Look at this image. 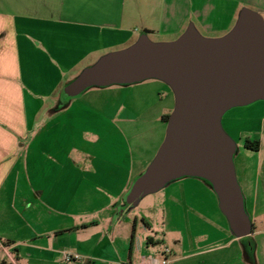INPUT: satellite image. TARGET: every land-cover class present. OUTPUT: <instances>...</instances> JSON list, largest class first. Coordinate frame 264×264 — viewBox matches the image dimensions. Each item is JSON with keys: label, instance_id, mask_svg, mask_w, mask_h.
Segmentation results:
<instances>
[{"label": "crops", "instance_id": "obj_1", "mask_svg": "<svg viewBox=\"0 0 264 264\" xmlns=\"http://www.w3.org/2000/svg\"><path fill=\"white\" fill-rule=\"evenodd\" d=\"M242 6L264 14V0H0V242H11L9 254L14 256L0 251L6 257L0 261L68 264L61 256L66 248H75L80 256L79 251L92 248L97 256L83 257L94 264L156 261L148 254L135 256L131 247L118 259L105 257L96 252L100 232L93 241L87 234L95 220L88 217L92 211L105 224H114L112 215L121 208L130 179L148 161L129 151L132 160L124 175L114 153L88 150L105 140H95L90 131L88 136L81 132L83 140H73V115L85 107L99 115L109 111L117 122L122 104L99 96L101 90H88L79 98L84 107L76 101L62 111L56 107L70 77L107 52L132 44L143 33L150 39L176 37L192 20L204 32L224 33ZM170 100L172 110V94ZM164 115L159 117L165 124ZM258 140V149L251 151L255 156L245 154L236 170L255 238L264 235V130ZM252 158L255 174L248 164ZM206 185L210 208L221 213ZM79 231L82 237H77ZM182 259L171 258L168 264H184ZM242 262L250 263L245 257Z\"/></svg>", "mask_w": 264, "mask_h": 264}, {"label": "water", "instance_id": "obj_2", "mask_svg": "<svg viewBox=\"0 0 264 264\" xmlns=\"http://www.w3.org/2000/svg\"><path fill=\"white\" fill-rule=\"evenodd\" d=\"M157 79L171 90L174 106L164 138L124 203L134 205L173 180H206L236 238L251 234L234 154L235 141L221 118L234 107L264 101V18L242 7L223 36L201 35L192 22L174 40L153 42L143 33L126 48L108 52L63 87L76 97L90 87Z\"/></svg>", "mask_w": 264, "mask_h": 264}, {"label": "rangeland", "instance_id": "obj_3", "mask_svg": "<svg viewBox=\"0 0 264 264\" xmlns=\"http://www.w3.org/2000/svg\"><path fill=\"white\" fill-rule=\"evenodd\" d=\"M248 8L255 10L251 7ZM239 10L236 12V17ZM260 15L264 18V14L260 13ZM234 22L231 23V26H225L226 31L224 33L218 31L207 33L202 31L195 21L192 23L201 35L217 38L227 33ZM178 36L148 38L153 42H167L176 39ZM83 69L71 76L69 82ZM88 90H92L90 92L94 93L101 90L99 96L106 99L111 98V100L116 99L117 103L122 104L121 112L118 114L119 121L116 122L115 116V121H113L109 111L106 115H99V112L88 111L82 106L79 98ZM171 94L170 88L165 83L157 79H146L128 85L87 88L76 97H61L56 110L62 111L75 101L76 104L84 107L83 110H78L80 107H77L74 112L76 114L73 115L74 128L73 130L70 129V136L73 140H83L81 132L86 131L88 136L90 131L96 137L95 140L97 138L105 140L98 146L88 148L90 145H84L83 147L100 155L114 153L118 160L121 159L123 163L122 172L127 175V167L132 160L131 157L127 156L129 151H132L134 156L142 155L145 164L147 161L149 164L154 157L164 138L166 129V123L164 124L159 116L163 113L165 115L171 113ZM263 106L264 101H256L246 106L234 107L226 111L221 118L224 131L236 143V152L233 157L235 170L243 162L245 154L255 156L251 152L252 150L244 149L243 144L246 140L259 141V135L264 130ZM86 140L90 139L86 137ZM152 153H154L153 156ZM248 164L251 173L254 172L255 174V158L249 159ZM146 167L132 176L129 182L130 186ZM204 182L200 178L182 177L171 181L153 194L141 197L134 205H126L123 200L121 208L115 212L117 215L111 216V220L114 222L112 226L108 223L105 224V219L101 220L99 212L97 215V212L92 211L88 217L92 216V219L95 220L88 224V232L84 231V234L86 235L87 232L89 237L91 235V241H93L92 236L97 237L100 232L99 236L101 235V237L99 239L101 241L99 240L100 242L97 244L96 252L100 251V255H105V257L111 254L112 257L118 259L120 255L124 256L128 253L131 247L130 250L135 256L140 258L148 254L156 259L159 264L163 258L162 249L166 246L170 250L168 258L181 257L184 264H244L242 262L244 257L249 260V264H264V235L256 237L257 239L260 238L258 240L252 235L235 239L228 228L225 217L221 213H217L214 207L213 209L210 208L206 193L203 190L204 185L207 187V183ZM211 192L214 194L213 190ZM118 219V225L115 226ZM103 223V227L98 226ZM114 226L115 230H113ZM255 228H259L258 222L255 223ZM100 230L106 232L101 234ZM82 236L83 233L79 231L77 237ZM138 247L140 248L138 249ZM90 250L85 254L92 257L94 253L93 256L96 257L97 254L94 251L90 252ZM63 252L78 254L75 248L61 250V256ZM196 252H198V257H192V254ZM79 253L81 259L68 262V264H94V261L90 260L91 258L83 257L85 254L82 251ZM3 256L5 257V255L0 257ZM10 257L14 259L13 253ZM137 257H133L134 260H138ZM59 261L61 262V257ZM14 264L20 263L15 260Z\"/></svg>", "mask_w": 264, "mask_h": 264}, {"label": "built area", "instance_id": "obj_4", "mask_svg": "<svg viewBox=\"0 0 264 264\" xmlns=\"http://www.w3.org/2000/svg\"><path fill=\"white\" fill-rule=\"evenodd\" d=\"M0 251L3 252L4 254H6L7 256H9V248L6 247L3 243L0 242ZM162 260L159 262V264H168L169 263V258L168 255L170 254V250L168 247L164 246L162 249ZM62 260L64 262H70L73 260H80L81 256L79 254H71L69 252H63L62 253ZM126 264H158L157 261L154 260H141L139 263H126Z\"/></svg>", "mask_w": 264, "mask_h": 264}, {"label": "trees", "instance_id": "obj_5", "mask_svg": "<svg viewBox=\"0 0 264 264\" xmlns=\"http://www.w3.org/2000/svg\"><path fill=\"white\" fill-rule=\"evenodd\" d=\"M61 96L62 97H67V98H70L68 96H66L63 92L61 93ZM65 105V104H64ZM61 106V104H60ZM59 106V107H60ZM163 121H167V118H168V115H164L161 117ZM243 146L247 149H250V150H257L258 149V141H249V140H246L245 143L243 144ZM203 180V179H202ZM205 181L208 186H210V184L206 181V180H203ZM211 187V186H210ZM248 237V236H247ZM3 244L6 246V247H9L11 245V242L9 241H3ZM0 264H13L12 262H10L9 260H2L0 261Z\"/></svg>", "mask_w": 264, "mask_h": 264}]
</instances>
